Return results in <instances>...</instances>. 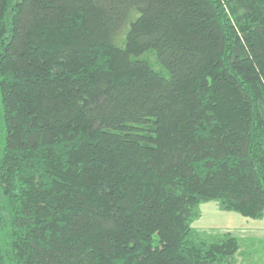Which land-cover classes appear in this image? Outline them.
<instances>
[{
	"label": "trees",
	"instance_id": "trees-1",
	"mask_svg": "<svg viewBox=\"0 0 264 264\" xmlns=\"http://www.w3.org/2000/svg\"><path fill=\"white\" fill-rule=\"evenodd\" d=\"M213 199L264 216V0H0V264H236Z\"/></svg>",
	"mask_w": 264,
	"mask_h": 264
},
{
	"label": "rangeland",
	"instance_id": "rangeland-1",
	"mask_svg": "<svg viewBox=\"0 0 264 264\" xmlns=\"http://www.w3.org/2000/svg\"><path fill=\"white\" fill-rule=\"evenodd\" d=\"M125 33L117 43L123 46ZM159 71H163L153 50L142 55ZM195 236L213 241L225 233L237 236L240 249L236 254V264H264V216L246 217L237 211L226 210L219 200L203 201L196 207L192 221Z\"/></svg>",
	"mask_w": 264,
	"mask_h": 264
}]
</instances>
